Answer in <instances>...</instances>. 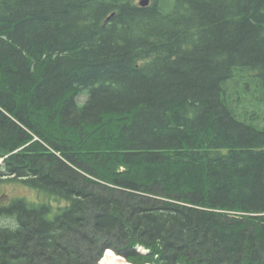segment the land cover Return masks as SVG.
<instances>
[{"label": "trees", "instance_id": "trees-1", "mask_svg": "<svg viewBox=\"0 0 264 264\" xmlns=\"http://www.w3.org/2000/svg\"><path fill=\"white\" fill-rule=\"evenodd\" d=\"M0 157V264H264V0H0Z\"/></svg>", "mask_w": 264, "mask_h": 264}, {"label": "rangeland", "instance_id": "rangeland-1", "mask_svg": "<svg viewBox=\"0 0 264 264\" xmlns=\"http://www.w3.org/2000/svg\"><path fill=\"white\" fill-rule=\"evenodd\" d=\"M85 93H81L78 98L83 100L85 98ZM0 194H7L9 197H26L31 200H36L39 198V193L37 190L28 187L26 184L15 181H4L0 183ZM10 222V220H7ZM141 248V247H140ZM139 248V249H140ZM142 252L146 250L141 248Z\"/></svg>", "mask_w": 264, "mask_h": 264}, {"label": "water", "instance_id": "water-1", "mask_svg": "<svg viewBox=\"0 0 264 264\" xmlns=\"http://www.w3.org/2000/svg\"><path fill=\"white\" fill-rule=\"evenodd\" d=\"M151 0H140L139 3L141 6H148L150 4ZM115 264H136L133 262H128L126 259H122L120 262L115 263ZM146 264H151V263H146Z\"/></svg>", "mask_w": 264, "mask_h": 264}, {"label": "bare ground", "instance_id": "bare-ground-1", "mask_svg": "<svg viewBox=\"0 0 264 264\" xmlns=\"http://www.w3.org/2000/svg\"><path fill=\"white\" fill-rule=\"evenodd\" d=\"M4 159V157H0V163L2 162V160ZM140 248V247H139ZM142 248V247H141ZM140 248V250H141ZM146 252V251H145ZM109 264H115V263H109Z\"/></svg>", "mask_w": 264, "mask_h": 264}]
</instances>
